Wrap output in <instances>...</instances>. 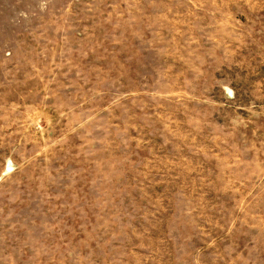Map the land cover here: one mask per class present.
I'll list each match as a JSON object with an SVG mask.
<instances>
[{
  "label": "rangeland",
  "instance_id": "obj_1",
  "mask_svg": "<svg viewBox=\"0 0 264 264\" xmlns=\"http://www.w3.org/2000/svg\"><path fill=\"white\" fill-rule=\"evenodd\" d=\"M0 264H264V0H0Z\"/></svg>",
  "mask_w": 264,
  "mask_h": 264
}]
</instances>
